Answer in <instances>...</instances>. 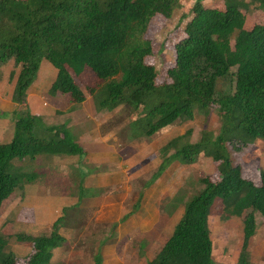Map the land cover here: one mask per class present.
I'll list each match as a JSON object with an SVG mask.
<instances>
[{"label": "trees", "instance_id": "1", "mask_svg": "<svg viewBox=\"0 0 264 264\" xmlns=\"http://www.w3.org/2000/svg\"><path fill=\"white\" fill-rule=\"evenodd\" d=\"M203 1L194 0L184 37L174 45V64L163 74L146 63L154 54L147 33L158 16L171 19L183 9L184 0H0V79L10 60L20 68L12 97L16 109L0 113L1 119L14 121L10 140L0 143V207L21 183L37 179L13 161L85 154L67 124H46L31 113L27 92L47 61L57 70L49 95H67L72 104L82 105L86 96L70 71L80 76L88 68L103 82L90 91L95 110L121 108L135 137L154 139L193 121L197 111L208 115L212 105L221 117L220 136L213 142L191 144L187 131L159 151L165 157L152 182L171 160L190 164L202 154L219 163L220 178L200 180L204 188L185 204L170 238L147 264H214L209 218L217 199L223 221L251 211L243 220L237 261L249 264L254 213L264 220V170L257 176L251 167L244 174L224 141L241 149L264 141V24L246 28L243 0H225L222 9L205 7ZM252 2L264 13V0ZM186 18L182 13L180 22ZM231 79L233 89L224 88ZM170 150L174 153L167 156ZM61 222L62 217L54 222L48 236H15L32 245L26 264H51L53 252L65 242ZM6 247L0 235V264H17ZM94 264H102L100 253Z\"/></svg>", "mask_w": 264, "mask_h": 264}, {"label": "rangeland", "instance_id": "2", "mask_svg": "<svg viewBox=\"0 0 264 264\" xmlns=\"http://www.w3.org/2000/svg\"><path fill=\"white\" fill-rule=\"evenodd\" d=\"M224 1L204 0L203 4L222 9ZM243 1L247 4L243 12L246 28L264 24V13L252 0ZM184 2V8L176 10L171 19L158 16L147 33L154 54L146 58V63L163 74L173 66L174 45L184 37V27L192 17L194 0ZM182 13L188 18L180 22ZM50 68L56 72L49 62H42L40 74L29 90L30 95L38 94L35 101L29 100L32 112L39 113L46 124L62 125L67 121L85 154L49 156L63 160L60 163H49L42 159L44 155L13 161L25 173L35 170L37 179L21 183L0 207V235L7 240L5 252L14 254L17 264H26L32 245L17 242L15 236H48L52 223L62 217L59 233L65 242L53 252L51 264H93L97 253L104 264H147L170 238L185 204L204 188L200 180L217 182L220 178L219 163L202 154L190 164L171 160L164 173L152 182L165 157L159 151L187 131H191L187 139L191 144L213 142L220 136L218 109L212 105L208 115L197 111L193 121L154 139L135 137L121 108L102 113L95 110L90 91L103 82L90 69L85 68L80 76L70 71L86 96V102L74 105L67 95H49ZM19 71L12 60L1 68L0 93L4 97L15 84ZM46 76H50L48 82L42 80ZM162 81L158 79L157 84ZM233 87L232 79L224 84L226 89ZM34 102L39 104L34 106ZM13 125L11 116L0 118V143L10 140ZM224 146L231 160L241 164L244 174L251 167L257 176L264 170V141L242 149L227 141ZM235 147L239 151L235 152ZM173 153L170 150L167 156ZM250 212L223 221L221 201L215 200L209 218L214 264H237L243 220ZM254 216L256 235L250 242L249 264H264V220L257 212Z\"/></svg>", "mask_w": 264, "mask_h": 264}, {"label": "crops", "instance_id": "3", "mask_svg": "<svg viewBox=\"0 0 264 264\" xmlns=\"http://www.w3.org/2000/svg\"><path fill=\"white\" fill-rule=\"evenodd\" d=\"M44 64V63H43ZM47 68H49V67H47ZM41 69H42V63H41V68L39 69V72H38V75L40 74V71H41ZM51 69V68H50ZM84 72V71H83ZM51 73H52V79L49 81V77L50 76H46V78H44V77H42V80L44 79L46 82H48L49 81V83H50V86L54 83V81H55V79H56V76H57V70H56V72L53 70V69H51ZM83 74V73H82ZM81 74V75H82ZM38 75H37V77H38ZM14 86H15V84H13V86H12V88L10 89L9 88V91H8V93H7V95L4 97L1 93H0V110L2 111V112H4V113H10V112H13L15 109H16V105L12 102V97H13V90H14ZM32 88V86L29 88V90ZM29 90H28V92H27V106L29 107V110L31 109V104L29 103V100L30 101H35V97H38V94L37 95H30L29 94ZM52 97H54V96H52ZM93 100V99H92ZM32 101V102H33ZM37 101V100H36ZM86 102V101H85ZM35 103V102H34ZM84 103V102H83ZM82 103V104H83ZM37 104H39L38 102L37 103H35L34 104V106L35 105H37ZM94 104V103H93ZM95 107V106H94ZM31 111V113L32 114H34V115H37V116H40L39 115V113H35V112H32V109L30 110ZM112 112V111H111ZM67 122V121H66ZM66 122H64L65 124H66ZM170 142V141H169ZM41 156H43V155H41ZM49 156H54V155H44V157L42 158V159H44V160H46L47 162H49V163H55V161H57L58 163H60V162H62L63 160H61V159H52V157H49ZM37 158H40L39 156H37ZM55 168V167H54ZM55 169H57V168H55ZM57 172H58V170H56ZM34 173H35V175L37 174L36 173V171L34 170L33 171ZM36 181V180H35ZM56 221V220H55ZM54 221V222H55ZM54 223H52V225H53ZM51 225V226H52ZM52 228V227H51ZM240 253V252H239ZM103 258V257H102ZM213 258V261H214V257H212ZM238 261V260H237ZM93 264H94V259H93ZM102 264H104V260L102 259Z\"/></svg>", "mask_w": 264, "mask_h": 264}]
</instances>
